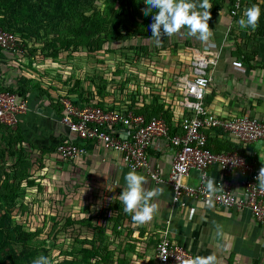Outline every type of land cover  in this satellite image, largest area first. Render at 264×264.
I'll return each mask as SVG.
<instances>
[{
  "label": "trees",
  "instance_id": "trees-1",
  "mask_svg": "<svg viewBox=\"0 0 264 264\" xmlns=\"http://www.w3.org/2000/svg\"><path fill=\"white\" fill-rule=\"evenodd\" d=\"M233 1L229 0V6ZM223 5L214 4L210 13H215L216 6ZM146 7L145 0H0V28L14 34L19 45V52L6 51L14 53L16 61L21 62L20 65L31 74L18 75L14 85L0 86V91L14 93L23 99H27L32 91H37L38 96L45 95L51 105H59L60 108L59 98L68 97L78 106L127 108L144 115L146 119L161 116L170 133H175L180 119L173 114V108H180L179 101L165 105L156 95H150L149 101L144 96L140 102L126 100L108 104L104 101L109 92L108 79L102 77L96 82L88 81L81 74L74 78L73 74H65L67 78L62 80L52 68L44 70L34 65V56L37 55L50 58L51 64L59 65L57 61L61 56L67 61L82 50L87 55H93L104 51L106 45L146 51V45H137L136 42L156 40L151 36L149 27L153 22L152 13L145 15L143 11ZM185 43L190 45L189 41ZM177 45L180 43L174 41V46ZM161 49L165 50L166 46ZM4 51L0 49V55ZM21 58L22 61L26 59V64ZM51 91L58 93L56 99L51 97ZM119 92L124 97L121 90ZM219 132L215 130L208 136V145L214 151H237L247 162L255 167L261 166L246 153L249 144L218 141ZM35 150L31 142L22 137L18 126L11 128L0 123V264H31L41 255L48 257L51 264H129L126 255L129 248L133 249L135 240H130L131 236L125 233L138 230L141 236L143 231L138 226H131V215L123 211L120 201L82 217L64 219L62 224L56 212L50 216L51 230L45 234L36 224L25 221L30 213L25 209L24 200L33 194L27 190L38 187L47 170L46 162L56 157L52 151L37 153ZM58 228L67 236L77 233L68 249L55 247L54 229L57 231ZM157 239L155 234H151L146 241L140 242L145 244L144 247H155ZM123 241L132 242L126 248Z\"/></svg>",
  "mask_w": 264,
  "mask_h": 264
},
{
  "label": "crops",
  "instance_id": "crops-1",
  "mask_svg": "<svg viewBox=\"0 0 264 264\" xmlns=\"http://www.w3.org/2000/svg\"><path fill=\"white\" fill-rule=\"evenodd\" d=\"M195 2L199 3L200 0ZM210 3L212 6L219 3L224 5L216 6L215 13L211 14L208 24L212 35L207 41L188 36L186 28L175 34L173 39L188 51H208L210 55L217 56L216 63L211 66L212 80L204 97L208 109L224 117L251 114L264 122V0H243L235 15L229 12L232 7L229 6V0H210ZM253 4L259 6L261 11L258 27L255 31L250 28L241 29L238 21L244 10ZM186 41L190 45H186ZM15 58L14 53L6 50L0 55V86L14 85L18 75L31 76L30 71ZM233 60H240L242 66H233ZM22 62L26 64L27 61L24 58ZM188 73L190 74L189 65L185 74ZM177 88L181 96L178 85ZM50 95L54 99L58 97L56 91H51ZM115 99L114 95H107L104 101L110 104ZM26 101L28 109L19 116L17 126L22 137L31 142L35 151H52L54 154V147L59 142L78 143L84 151L75 160L64 164L69 163L67 167L74 168L81 180L90 186L88 190L98 198L108 195L109 201H119V194L125 186L124 176L130 171L124 166L121 154L103 148L96 141H81L76 138L61 122L62 107L51 105L50 99L45 95L38 96L37 91H32ZM173 114L180 119L184 110L175 106ZM218 136V141L238 145L228 133L219 132ZM247 147L246 153L256 162L264 164L263 144L254 143ZM174 153V148L164 139L157 140L147 150L149 163L156 166L163 181L156 182L144 171H136L146 177V189H163L162 195L154 198L153 202L157 204L158 210L153 219L143 225L133 221L130 223L143 231L142 242L151 234L158 238L159 231L166 227L171 239L184 245L193 257L215 253L218 264H264V224L256 222L249 210L218 207L187 198L186 206H172V188L167 178ZM210 174L213 178L221 176L215 165L210 168ZM185 182H197L195 170L190 171ZM231 184L236 196H243V177L233 174ZM137 234L138 230H134L132 235ZM138 260L141 261L140 258Z\"/></svg>",
  "mask_w": 264,
  "mask_h": 264
},
{
  "label": "built area",
  "instance_id": "built-area-1",
  "mask_svg": "<svg viewBox=\"0 0 264 264\" xmlns=\"http://www.w3.org/2000/svg\"><path fill=\"white\" fill-rule=\"evenodd\" d=\"M243 0H234L230 14L235 15ZM0 49L16 50L19 45L14 34L0 28ZM190 74L178 79L181 89L178 105L186 114L177 122L178 130L170 128L161 117H146L127 108L75 105L68 97H60L63 109L61 122L81 141H96L103 148L119 152L124 166L144 171L156 182L163 181L156 166L149 163L147 150L157 140L164 139L174 148V158L167 181L172 188V206L184 207L185 198L213 206L249 210L256 222L264 224V190L256 176L260 167H255L237 151L216 152L208 145V136L215 130L230 134L238 144L261 143L264 146V122L251 114L224 117L208 109L204 102L205 92L212 80L211 66L217 56L208 51L189 50ZM233 66L241 67L240 60ZM26 99L14 93L0 91V123L16 128L19 116L26 113ZM125 136V137H124ZM84 148L72 141L59 142L54 154L62 162L75 160ZM217 166L220 178L215 179V190L209 192L206 182L213 178L210 168ZM191 170L197 173V182L188 184L186 177ZM243 177V196L232 190L231 176ZM192 253L184 245L171 239L168 229L159 231L153 264H184Z\"/></svg>",
  "mask_w": 264,
  "mask_h": 264
},
{
  "label": "rangeland",
  "instance_id": "rangeland-1",
  "mask_svg": "<svg viewBox=\"0 0 264 264\" xmlns=\"http://www.w3.org/2000/svg\"><path fill=\"white\" fill-rule=\"evenodd\" d=\"M174 36L175 34L164 36L159 42L157 39L136 41L137 45H146V51L118 49L115 44L111 47L106 45L104 51H98L93 55H87L82 50V52L74 53L67 61L63 60L61 56L57 61L59 65L51 64L50 58H42L41 55H37L34 56L35 58L33 57L34 65L36 68L40 67L39 69L43 68L44 70L52 68L54 74L62 80L67 78L65 74H73V78L81 74L82 77H87L88 81L96 82L104 77L110 82L107 94L114 95L116 101L134 100L140 102L144 96L149 101L148 96L156 95L157 99L164 102L165 105L177 103L180 91L176 83L180 77L184 76L183 74L187 73L189 51L184 49L182 44L175 47ZM116 45L118 46V44ZM165 46V50L161 49ZM117 87L120 88L124 97ZM68 164L60 163L56 157L47 161V170L40 178L38 187L27 190L32 191L33 194L24 200L25 209L30 213L29 218H26L25 221L31 225L36 224L42 234L51 230L50 216L56 212H58V221H61L62 224L64 219H71L75 216L82 217L118 201H109L108 195L98 198L88 190L90 186L81 180L80 174L74 168L67 167ZM61 224L58 225L61 226ZM59 230V228L57 231L54 229L55 247L63 250L68 249L72 238L77 233H72L71 237V234L67 236L64 231ZM125 234L131 236L130 240H135L132 244L133 249L129 248L127 251L126 256L129 264L151 263L155 254L154 247H144L145 244L140 242L143 237L140 234L134 236L133 232ZM129 242L132 241H123L126 248H128Z\"/></svg>",
  "mask_w": 264,
  "mask_h": 264
},
{
  "label": "clouds",
  "instance_id": "clouds-1",
  "mask_svg": "<svg viewBox=\"0 0 264 264\" xmlns=\"http://www.w3.org/2000/svg\"><path fill=\"white\" fill-rule=\"evenodd\" d=\"M147 7L143 10L145 15L152 13V23L150 24L151 36L159 42L162 36H172L182 29H187V35L195 37L200 41H207L211 35V28L208 21L211 18L210 0H145ZM202 9V11L197 10ZM261 11L259 6L253 4L247 7L238 23L241 29H251L255 31L258 27ZM261 190H264V164L259 169L256 176ZM125 186L119 194V201L123 204V211L130 214L132 221L138 225H143L153 219L158 206L154 198L162 195L163 189H146L147 179L144 175L136 172L135 169L128 171L125 176ZM209 192L215 190V179L209 178L206 182ZM31 264H51L46 256H39L31 261ZM184 264H218L215 253L206 256L195 255L189 257Z\"/></svg>",
  "mask_w": 264,
  "mask_h": 264
},
{
  "label": "water",
  "instance_id": "water-1",
  "mask_svg": "<svg viewBox=\"0 0 264 264\" xmlns=\"http://www.w3.org/2000/svg\"><path fill=\"white\" fill-rule=\"evenodd\" d=\"M125 137V136H124Z\"/></svg>",
  "mask_w": 264,
  "mask_h": 264
}]
</instances>
